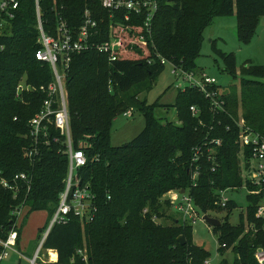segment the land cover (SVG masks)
<instances>
[{
  "label": "trees",
  "instance_id": "1",
  "mask_svg": "<svg viewBox=\"0 0 264 264\" xmlns=\"http://www.w3.org/2000/svg\"><path fill=\"white\" fill-rule=\"evenodd\" d=\"M39 10L43 30L50 35H54L58 15L76 33L87 10L97 24L91 41L108 43L111 37L119 46L113 52L115 61L95 49L71 56L64 81L70 134L73 148L84 150L86 165L78 169V177L94 195L96 211L88 223L71 216L67 223L55 224L42 250L55 251L57 261L37 259L35 264H70L71 260L81 264L78 249L87 251L89 264H204L209 252L192 243L190 224L164 227L154 223L153 217L161 218L163 208L169 207V201L162 198L175 190L187 192L203 214L226 211L224 221L212 232L218 252L223 255L230 250L234 259L229 263L223 258L218 264H257L254 253L264 249V219L256 218L261 195L247 194L249 205L233 226L228 216L235 203L228 200L218 208L214 192L243 187L237 160L238 122L243 120L253 133L264 136V65L247 61L237 70L235 55L217 49L211 41L223 72L238 79V86L215 87L223 101L222 109L215 111L199 91H177L172 108L178 125L155 116L159 107L169 105L147 104L137 96L149 92L164 71L160 59L201 74L196 60L203 31L215 18L235 16L237 41L249 44L264 16V0H158L150 35L136 15L121 25H110L100 0H39ZM37 38L34 0H20L0 52V172L5 178L23 172L31 179L29 191L24 187L16 197L0 186V240L14 230L16 247L25 219L45 211L48 217L36 234L40 242L67 174V155L60 143L38 145V154L28 157L32 147L28 121L46 97L39 88L52 82L49 64L35 59L40 48ZM22 79L35 90L18 101L15 87ZM191 106L197 109L195 115ZM128 107L143 116L144 128L131 141L112 146L113 120ZM49 133L51 138L59 136L53 127ZM213 140H220V145L211 144ZM196 148L200 152L192 162ZM250 157L245 149V160ZM195 167L198 176L193 181ZM246 188L253 187L246 183ZM20 208L25 215L18 224L13 211ZM180 235L182 246L177 241Z\"/></svg>",
  "mask_w": 264,
  "mask_h": 264
},
{
  "label": "built area",
  "instance_id": "2",
  "mask_svg": "<svg viewBox=\"0 0 264 264\" xmlns=\"http://www.w3.org/2000/svg\"><path fill=\"white\" fill-rule=\"evenodd\" d=\"M19 5L20 0H0V52L5 48L4 39L8 35L11 22L16 15ZM34 7L36 29L38 31L37 43L40 45L34 56L36 60L49 64L52 72V82L46 87L41 86L39 88V90L45 93L46 97L39 111L28 121L29 136L32 141L28 157L38 154V145L48 146L50 143H60L64 146V152L67 155V174L64 179V188L60 193L58 205L40 240L41 244L39 242L40 246L36 249L32 259L28 260L30 264H35L36 260L39 259L38 254L42 250V244L55 224H65L71 216L85 222H90L94 217L96 211L94 195L91 193L88 185L81 184L78 177V169L86 165V156L84 150L74 149L72 146L64 81L73 54L95 49L100 53L108 54L109 61H115L116 56L113 52L119 46V41L111 37L108 43L97 44L91 41L92 36L95 35L97 24L87 10L84 12L82 25L76 33H73L62 20L61 16L58 15L54 35H50L43 30L39 0H34ZM100 7L108 14L110 25H121L122 22H128L131 15H136L142 19V26L146 33L150 35L151 22L158 10V0H100ZM160 63L171 67V74L175 77L177 91H184L186 88L197 90L203 94L205 99L209 100L211 110L222 109L223 101L219 99L220 96L215 90L218 84L214 78L208 77L203 72L199 75L185 72L164 59H160ZM31 90H35V88L25 83L22 79L15 87V99L22 101L23 94L29 93ZM190 111L193 115L197 113V109L193 106L190 107ZM123 116H132V109L125 111ZM237 125L240 130L238 146L245 161L244 167L241 170V177L244 182L243 187L248 194L261 195V201L256 210V218L264 219V136H258L253 133L244 125L243 120H240ZM50 127L58 131L59 136L51 138L49 133ZM211 144L219 146L220 140H213ZM245 149H248L251 153V157L247 160H245ZM208 151L211 152L210 149ZM199 152L200 148L194 149L192 162L197 160ZM197 176L198 168L195 167L191 180L194 181ZM246 183L250 184L253 188L248 190ZM30 185L31 179L26 173L21 172L5 178L2 172H0V186L10 191L14 197L24 187L26 191H29ZM224 192L221 191L220 195ZM227 201V198L220 197V206L224 207ZM175 208L182 215L185 224L193 225L195 223L196 219H194V216L196 212L194 204L187 192L184 191L180 195V200L175 205ZM21 212V208L14 209L13 214L18 218ZM155 219L156 217H153V220ZM16 237V231L12 230L4 241L0 240V262L7 256V251H14ZM47 251L49 258L43 263H56L57 255L55 251ZM52 252L56 255L54 261H52L50 256ZM77 256L80 258L81 264H89V257L85 249H78ZM254 257L257 264H264V249L258 248L254 253ZM70 264L75 263L71 260ZM204 264H208V260Z\"/></svg>",
  "mask_w": 264,
  "mask_h": 264
},
{
  "label": "rangeland",
  "instance_id": "3",
  "mask_svg": "<svg viewBox=\"0 0 264 264\" xmlns=\"http://www.w3.org/2000/svg\"><path fill=\"white\" fill-rule=\"evenodd\" d=\"M211 41H214L217 49H220L225 53H233L235 55L237 70L247 61L252 64L262 66L264 65V16L260 19L253 40L247 45L240 44L237 41L235 16L215 18L212 24L203 31L201 52L200 56L196 60L198 70L202 71L207 76L214 78L220 90H227L229 84L231 83L234 86H238V79L232 80L225 72H223V64L221 60L212 52ZM175 85L176 81L175 77L171 74V67L166 65L164 71L157 78L152 89L147 93H140L137 98L139 100L145 99L147 104L158 101L159 105H169V108L159 107L155 111V116L160 118L163 122L167 120L168 122L178 125L175 110L172 108L177 93ZM129 109H131V107H128L125 111ZM124 112H121L113 120L110 135V144L112 146H120L131 141L144 128V119L139 112L133 108L132 116L130 117H124ZM237 160L239 161L241 173L245 161L240 150L237 154ZM167 194L161 201L168 200L170 202L169 207L163 208L162 217L155 219L154 223L160 224L164 227L184 225L185 222H183L182 215L175 208V205L180 200V192L175 190L170 192V194ZM247 194L248 193L244 187L227 190L222 195H220L219 192H214V195L217 196L216 205L218 208H221L219 205L220 203L218 202L220 197H225L235 203V208L228 216V222L230 225L236 226L239 221V216L241 214H245L246 208L249 205L246 199ZM162 204L164 205V203ZM194 210L196 212L194 219L196 220L195 223L191 225L192 243L195 246L201 247L209 252V257L207 259L208 264H218L223 258L229 263L232 262L234 259L232 252L230 250H226L223 255L218 252L219 245L216 236H214L212 232V226H209L202 220V217L206 215L210 218L217 219L221 223L224 221L226 211L223 209L221 211H219V209H215L208 210L205 214H203L200 211V208H197L195 205ZM24 215L25 212L22 211L18 217V224H21ZM47 217L48 215L45 211L31 213L22 225L18 247L15 246L14 251H7V256L0 262V264H30L28 260L32 259L39 245V243L36 242L38 228L44 225ZM51 219L52 217L50 218L46 228L48 227ZM44 233L45 232L42 233V236ZM38 257L39 261L46 262L49 258L48 251L40 250Z\"/></svg>",
  "mask_w": 264,
  "mask_h": 264
},
{
  "label": "water",
  "instance_id": "4",
  "mask_svg": "<svg viewBox=\"0 0 264 264\" xmlns=\"http://www.w3.org/2000/svg\"><path fill=\"white\" fill-rule=\"evenodd\" d=\"M183 192H184L183 190L180 191L181 194ZM202 220L205 221L209 226H212V228L218 227L221 224L217 219L210 218V217H208L206 215L202 217ZM177 241H178V243L181 246L184 245V238H183V236L180 235L177 238ZM40 244H41V242H40ZM40 244L38 245V247L40 246Z\"/></svg>",
  "mask_w": 264,
  "mask_h": 264
},
{
  "label": "bare ground",
  "instance_id": "5",
  "mask_svg": "<svg viewBox=\"0 0 264 264\" xmlns=\"http://www.w3.org/2000/svg\"><path fill=\"white\" fill-rule=\"evenodd\" d=\"M50 256H51L52 261H54L56 259L55 253L52 252Z\"/></svg>",
  "mask_w": 264,
  "mask_h": 264
},
{
  "label": "crops",
  "instance_id": "6",
  "mask_svg": "<svg viewBox=\"0 0 264 264\" xmlns=\"http://www.w3.org/2000/svg\"><path fill=\"white\" fill-rule=\"evenodd\" d=\"M259 22H260V21H259ZM168 194H169V193H168ZM168 194H167V195H168ZM165 197H166V196H165ZM22 211H23V209H22ZM55 253H56V252H55ZM56 255H57V254H56Z\"/></svg>",
  "mask_w": 264,
  "mask_h": 264
}]
</instances>
